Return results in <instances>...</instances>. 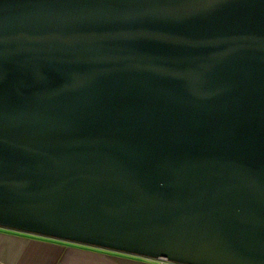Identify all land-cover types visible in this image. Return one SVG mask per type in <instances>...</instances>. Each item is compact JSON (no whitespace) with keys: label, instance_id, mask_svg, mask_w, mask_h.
I'll list each match as a JSON object with an SVG mask.
<instances>
[{"label":"water","instance_id":"obj_1","mask_svg":"<svg viewBox=\"0 0 264 264\" xmlns=\"http://www.w3.org/2000/svg\"><path fill=\"white\" fill-rule=\"evenodd\" d=\"M0 228L264 264V0H0Z\"/></svg>","mask_w":264,"mask_h":264},{"label":"crops","instance_id":"obj_2","mask_svg":"<svg viewBox=\"0 0 264 264\" xmlns=\"http://www.w3.org/2000/svg\"><path fill=\"white\" fill-rule=\"evenodd\" d=\"M0 264H172L0 228Z\"/></svg>","mask_w":264,"mask_h":264}]
</instances>
